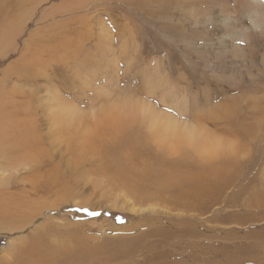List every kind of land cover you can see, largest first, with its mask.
Here are the masks:
<instances>
[{"label": "rangeland", "instance_id": "374dc122", "mask_svg": "<svg viewBox=\"0 0 264 264\" xmlns=\"http://www.w3.org/2000/svg\"><path fill=\"white\" fill-rule=\"evenodd\" d=\"M2 1L0 22L7 24L8 12L24 21L13 36L16 49L0 50V80L23 47L29 54L42 37L58 36L40 43L42 59L51 52L58 59L56 45L66 66L59 69L52 63L55 69L44 79L38 77L39 95L57 89L67 103L75 104L81 110L80 134L92 128L93 117L110 109L153 107L174 113L179 121L204 125L208 140L202 154L176 144L175 160L182 152L191 157L173 174L182 177L203 166L210 168L213 183L209 203H196L190 210L161 208L147 198L133 204L103 176H86V162L96 155L80 150L73 156L53 155L68 178L61 190L50 187L45 176L35 184L29 178L16 183L18 174L4 172L14 178L13 190L37 191L31 195L33 210L42 203H60L43 211L23 233L10 235L0 228V253L12 252V237L35 233L51 251L77 244L97 247L100 264H264V0H43L36 6L26 0ZM59 42L65 43L62 50ZM24 87L30 94L25 98L31 97L33 87ZM0 98L6 99L3 92ZM109 138L105 143L115 140ZM147 147L157 151L151 143ZM46 148L53 153L49 145ZM144 148L143 144L132 149L140 154H134L136 159L147 157ZM160 156L168 161L172 155ZM78 158L85 159L83 166ZM21 169L20 175L27 177ZM81 176L87 181L81 182ZM172 192L164 194L167 200ZM168 213L172 219H167ZM159 226L175 232L168 238L163 233L146 235Z\"/></svg>", "mask_w": 264, "mask_h": 264}, {"label": "bare ground", "instance_id": "6f19581e", "mask_svg": "<svg viewBox=\"0 0 264 264\" xmlns=\"http://www.w3.org/2000/svg\"><path fill=\"white\" fill-rule=\"evenodd\" d=\"M26 1L32 6L43 2V0ZM52 8L54 9V6ZM5 16L9 20L8 22L6 21V25H4L3 21L0 22V43L3 41L6 46H1L0 50L2 51L3 48H14L13 50H15L13 36L21 28L19 21L23 23L24 20H19L20 15L17 17L12 15L11 17L9 12ZM2 17L0 15V18ZM40 17L42 16L40 15ZM4 29L7 30L3 31ZM50 35L42 37L39 45L41 42H47L50 38L55 39L58 37ZM58 40L55 41L58 43ZM63 45L65 46V43L59 42L58 44L61 50L63 49ZM27 46L29 45L27 44ZM38 47L29 54H26L23 47L24 50L20 53L17 61L13 60L14 62L10 63L9 69L0 80L3 89L0 92H3L6 96V99L0 98L3 104V107L0 108L1 229H6L10 235H13L14 232L17 234L23 233L36 217L41 216L43 211L55 208L60 203V201H55L45 207L42 203L37 209L33 210L30 208V205L33 204L31 195L36 196L37 191L34 188H18L15 190V187L13 190L14 178L13 176H8L6 173L14 172L18 174L16 183L25 182L27 178V182L30 179L35 184L36 178L45 176V180L47 179L46 182L49 186L58 191L66 186L68 178L65 174L62 176L61 172L65 170L58 167L52 156L57 155L60 157L67 152L73 156L72 152L76 153L77 150L94 154L97 157L93 161L86 162L89 163V166L92 165V167L88 168V166L85 170L87 177L92 174L103 176L124 193L122 196L124 200H131L133 204L143 203L147 198L158 202L161 208L171 210L184 206L187 210H190L195 207L196 203L204 204L206 201L209 203L210 184L213 183L208 171L210 168H202V166L197 168L195 173L187 171L188 173L182 175V177L178 174H173L179 166L182 167L187 164L186 159L190 160L191 157L188 154L183 155L182 152L179 156L180 160H175L173 155L178 152L176 144H183L184 149L193 148L196 152L203 153L202 148H206L208 140L207 130L204 125L196 126L179 121L178 118L173 116L174 113L168 114L158 111L153 107L146 110L116 108L115 112L110 111V109L107 110V113H100L101 116L93 117L90 124L92 128L80 134L82 127V119L80 118L82 116L79 113L81 110L75 104L67 103V100L62 97L54 85L53 88L56 90H50V93L47 92L44 95H39L42 87L37 86L38 77L41 79L47 77V71L55 69L52 67V63H58L57 68L59 69L60 66L65 67L66 63L65 58H61L57 52L56 45L53 47L58 59L53 57L54 54L52 52L48 53L47 58H44V56V59H42V51ZM7 83H12V87H8ZM6 85L8 87L7 90ZM25 85L33 87L34 91L32 90L31 93L32 95H36L33 96L35 98H32V95L29 98H25V96L30 95L29 90H24ZM9 93L13 94L11 98H9ZM14 95L18 96V100ZM32 103H35V105L32 106ZM27 104H30L31 107L27 106ZM200 120L205 121V118H201ZM70 132L71 139L68 140L67 136ZM109 137H114L115 140L105 143ZM177 138L181 139L176 140ZM149 143L155 145L157 151L150 152V148L147 147ZM143 144L148 158L144 157V155L143 159H136L134 157L136 153H132V149ZM46 145H49L53 153L48 151ZM161 154L172 156L166 161L160 156ZM139 155L136 154V156ZM78 160L81 162L79 166H83L85 159L78 158ZM204 161V164L208 165L206 160ZM21 168L26 169L27 177L20 175L19 170ZM171 175L172 177L169 178ZM77 176H79V172ZM86 176H81L80 181L86 182ZM152 185L153 190L148 191V188L152 187ZM170 189H173V192L171 198L167 200L164 194ZM222 189L216 190V197L219 196ZM145 195L146 197H144ZM108 207L111 208L113 206ZM131 211H134L133 213L138 212L135 209H131ZM171 215L168 213L167 219H172ZM46 221H52V219L49 218ZM47 222L44 224L42 221V224L46 225ZM37 223L39 224V222ZM42 224L41 226L37 225L38 228L42 227ZM165 229L163 226L155 227L146 235L163 233V237L168 238L175 232L172 230L165 231ZM34 235L36 234L32 233L31 236L25 238L19 235L17 239L12 237L10 245L17 240L20 241L14 247L9 245V248L12 247V252L8 256L0 253V262H7L10 258L12 264H100L95 259V256L101 252V249L97 247L84 248L80 247V244H77L69 247L63 246L60 251L54 250V252L48 250L45 247V242L39 241Z\"/></svg>", "mask_w": 264, "mask_h": 264}, {"label": "snow or ice", "instance_id": "6c2138e0", "mask_svg": "<svg viewBox=\"0 0 264 264\" xmlns=\"http://www.w3.org/2000/svg\"><path fill=\"white\" fill-rule=\"evenodd\" d=\"M82 211H86L88 212L89 215H98L99 213H96V212H90L89 210L87 209H82Z\"/></svg>", "mask_w": 264, "mask_h": 264}]
</instances>
